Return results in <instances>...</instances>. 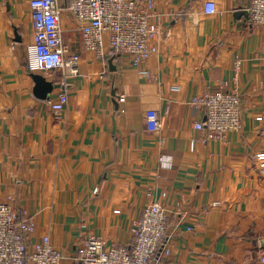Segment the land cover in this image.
I'll return each mask as SVG.
<instances>
[{"label":"crops","instance_id":"0c3cea01","mask_svg":"<svg viewBox=\"0 0 264 264\" xmlns=\"http://www.w3.org/2000/svg\"><path fill=\"white\" fill-rule=\"evenodd\" d=\"M154 1L155 57L105 74L68 21L80 74L45 76L59 88L41 101L27 70L29 0H0V203L34 222L33 242L49 236L63 264L88 235L130 246L152 203L170 215L171 254L155 264H264V27L250 24L251 0ZM206 91L241 97L242 128L224 141L195 129L205 117L192 99Z\"/></svg>","mask_w":264,"mask_h":264},{"label":"built area","instance_id":"2783aa9c","mask_svg":"<svg viewBox=\"0 0 264 264\" xmlns=\"http://www.w3.org/2000/svg\"><path fill=\"white\" fill-rule=\"evenodd\" d=\"M29 3L34 31L27 58L31 74L47 76L63 72L72 77L80 74L82 58L65 40L68 21L75 24L73 31L80 34L84 51L102 62L105 74L110 72V59L117 70L124 60L140 69L158 54L164 36L162 15L154 0H29ZM205 13H216L215 3L207 2ZM248 13L252 26L264 27V0H251ZM104 35H109L108 54ZM67 102L66 93H61L51 107L62 112ZM192 104L205 117V121L195 124L197 131L206 132L205 143L224 141L229 133L242 128V102L235 92L206 91L193 98ZM146 124L150 132L162 128L159 115L153 110L146 113ZM169 222L167 209L152 203L134 222L130 246L109 247L101 237L88 235L76 249L75 264H155L171 254ZM34 232L33 221L21 219L11 203H0V264H63L64 257L51 238L44 236L33 242Z\"/></svg>","mask_w":264,"mask_h":264},{"label":"water","instance_id":"95a60500","mask_svg":"<svg viewBox=\"0 0 264 264\" xmlns=\"http://www.w3.org/2000/svg\"><path fill=\"white\" fill-rule=\"evenodd\" d=\"M109 66L111 72H116L117 68L113 64V59L109 60ZM34 82H35V89L34 94L37 99L41 101H47L50 99L54 90L59 88V85H55V83L48 81L45 76L41 74H32ZM113 97H116V92L113 91Z\"/></svg>","mask_w":264,"mask_h":264},{"label":"rangeland","instance_id":"374dc122","mask_svg":"<svg viewBox=\"0 0 264 264\" xmlns=\"http://www.w3.org/2000/svg\"><path fill=\"white\" fill-rule=\"evenodd\" d=\"M103 40H104V45H105V51L108 54L109 53V50H110V48H109V35H104ZM132 68H134V67H132ZM135 69H137V68H135Z\"/></svg>","mask_w":264,"mask_h":264}]
</instances>
